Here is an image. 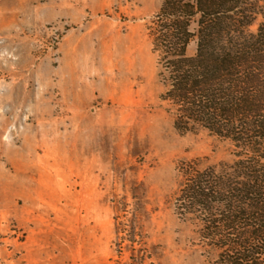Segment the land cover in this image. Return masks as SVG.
I'll return each instance as SVG.
<instances>
[{"label": "rangeland", "instance_id": "rangeland-1", "mask_svg": "<svg viewBox=\"0 0 264 264\" xmlns=\"http://www.w3.org/2000/svg\"><path fill=\"white\" fill-rule=\"evenodd\" d=\"M163 1L0 0V264H214L181 168L233 148L161 98Z\"/></svg>", "mask_w": 264, "mask_h": 264}, {"label": "trees", "instance_id": "trees-1", "mask_svg": "<svg viewBox=\"0 0 264 264\" xmlns=\"http://www.w3.org/2000/svg\"><path fill=\"white\" fill-rule=\"evenodd\" d=\"M154 24L175 127L233 148L232 162L183 165L178 214L214 264H264V0H164Z\"/></svg>", "mask_w": 264, "mask_h": 264}]
</instances>
